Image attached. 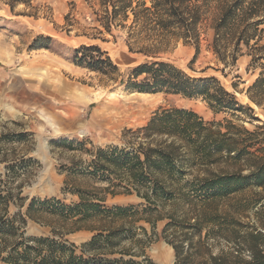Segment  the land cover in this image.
Instances as JSON below:
<instances>
[{
	"label": "rangeland",
	"instance_id": "obj_1",
	"mask_svg": "<svg viewBox=\"0 0 264 264\" xmlns=\"http://www.w3.org/2000/svg\"><path fill=\"white\" fill-rule=\"evenodd\" d=\"M257 2L261 0H247L248 4ZM98 9L96 0H33L31 8L17 5L12 12L0 3V193L10 195L8 215L17 211L24 213L32 199L53 198L74 205L79 201L76 190L103 198L102 205L106 207L144 204L135 194L108 193L106 183L92 179L86 171L92 152L136 142L132 132L145 126L162 110L192 111L204 122L230 120L241 129L255 132L254 140L260 143L249 151L264 146V128L260 127L264 124L263 111L246 95L247 87L258 77L262 71L260 65L264 64V32L261 31L264 23L249 30L254 40L248 46L243 41L237 42L236 37L220 44L219 51L228 56L222 61L211 47L210 26L215 16H206L200 27L197 54L192 45L177 42L155 59L173 65L192 79H217L241 106L252 109L250 118V113L214 114L199 97L185 99L161 92L138 93L125 88V84L118 85L120 76L127 70L152 58L140 53L138 49L142 45L130 39L132 33H145L140 28H129L131 14L128 20L113 23L107 31L92 15V10ZM263 19L261 15L248 16L251 26L264 22ZM37 44L46 46L36 48ZM80 46H98L105 52L118 70L116 82L75 65L72 58ZM233 52L236 60L229 57ZM253 56L261 59L253 62ZM60 141L72 142V145L59 144ZM7 166L11 167L8 171ZM239 169L243 175L249 172L243 161L221 159L208 166H196L184 180L192 176L206 177L209 171L217 174ZM196 211L205 217L216 215L237 229L250 228L264 233V187L248 185L209 204L189 202L177 196L162 214L193 222ZM38 218L40 222L27 220L25 236H50L53 229L63 240L78 246L92 235L84 229L67 233L72 228L70 223L65 224L56 216L43 213ZM165 223V219L156 223L158 234ZM84 224L99 226L95 221ZM136 226H143L151 234L147 223L140 221ZM208 241L213 253L232 246L222 237ZM144 254L153 264L174 262L171 247L161 238L149 242Z\"/></svg>",
	"mask_w": 264,
	"mask_h": 264
},
{
	"label": "trees",
	"instance_id": "obj_2",
	"mask_svg": "<svg viewBox=\"0 0 264 264\" xmlns=\"http://www.w3.org/2000/svg\"><path fill=\"white\" fill-rule=\"evenodd\" d=\"M32 1L0 0V3L12 12L17 5L31 8ZM96 2L99 9L92 10V15L107 31L113 23L128 20L131 14L129 28H140L145 33H132L130 39L134 44L142 45L138 49L140 53L152 58L127 70L126 75L120 76L118 85L125 84V88L138 93L161 92L185 99L199 97L214 114L241 112L250 113L252 117V109L241 106L217 79H192L173 65L155 59L170 44L177 42L192 45L197 54L201 24L206 16H215L210 26L213 31L211 47L225 61L228 56L219 51L220 44L234 37L246 46L254 40V34L249 30L257 29L264 22L251 26L248 16H264L262 0L255 4H248L247 0ZM215 3L217 7H214ZM45 46L37 44L36 48ZM235 52L229 54L231 60H236ZM259 59L253 56L252 61ZM72 61L116 82L118 70L98 46H80L75 50ZM260 66L262 71L247 87L246 95L252 104L262 109L264 116V64ZM124 76H127L126 80ZM260 127L264 128V124ZM132 133L136 142L127 143L124 147L97 148L92 152L86 174L104 181L108 193L135 194L144 204L106 207L102 205L103 198L76 190L79 201L74 205H66L53 198L32 199L24 213L17 211L8 215L10 195L0 193V263L153 264L144 254V248L152 240L161 238L173 251V264H264V233L256 229H237L216 215L205 217L197 211L191 220L193 222L162 214L166 205L177 196L189 202L209 204L248 185L264 187V146L249 151L260 143L254 140L255 132L241 129L230 120L204 122L192 111L170 108L155 113L145 126ZM59 144L72 145V142L60 141ZM221 159L235 163L243 161L248 174H241L240 169L217 174L209 171L206 177L192 176L190 180H184V176L195 171L196 166H208ZM9 169L11 167L7 166L6 170ZM118 188L122 191L116 192ZM43 213L56 216L65 224L70 223L72 228L67 233L84 229L90 230L92 235L78 246L63 240L53 229L50 236H25L27 220L40 222L38 217ZM164 219L166 223L158 234L156 223ZM88 221H95L99 226H85ZM140 221L150 225V235L143 226H136ZM217 237L225 238L232 246L213 253L208 240Z\"/></svg>",
	"mask_w": 264,
	"mask_h": 264
}]
</instances>
